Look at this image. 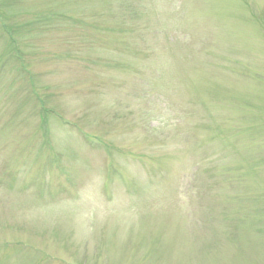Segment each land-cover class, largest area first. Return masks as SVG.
I'll list each match as a JSON object with an SVG mask.
<instances>
[{
  "label": "rangeland",
  "instance_id": "374dc122",
  "mask_svg": "<svg viewBox=\"0 0 264 264\" xmlns=\"http://www.w3.org/2000/svg\"><path fill=\"white\" fill-rule=\"evenodd\" d=\"M0 264H264V0H0Z\"/></svg>",
  "mask_w": 264,
  "mask_h": 264
}]
</instances>
